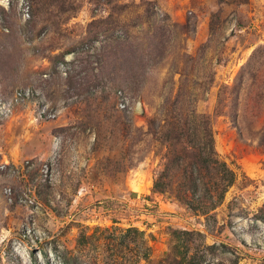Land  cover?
I'll return each mask as SVG.
<instances>
[{
  "label": "rangeland",
  "instance_id": "rangeland-1",
  "mask_svg": "<svg viewBox=\"0 0 264 264\" xmlns=\"http://www.w3.org/2000/svg\"><path fill=\"white\" fill-rule=\"evenodd\" d=\"M263 132L264 0H0V264H264Z\"/></svg>",
  "mask_w": 264,
  "mask_h": 264
},
{
  "label": "trees",
  "instance_id": "trees-1",
  "mask_svg": "<svg viewBox=\"0 0 264 264\" xmlns=\"http://www.w3.org/2000/svg\"><path fill=\"white\" fill-rule=\"evenodd\" d=\"M23 97H25L27 94L22 93ZM264 133V132H263ZM182 136H188V138H192L193 141V146H195V150H193L194 155H192V158H195V161H193V163L191 164V166L193 167V170H197L199 172H208V173H215L220 177L222 183L221 185L224 187L229 186L233 181V173L231 172V170L227 167V165L222 161H219V159L217 158L218 156V152L215 148L214 145V139H213V132H212V128H211V120L209 119L208 115H204L202 116L201 120L199 121H195V126L193 125L192 120L190 122H186L183 126L181 127H177L175 130V135L174 139L180 140ZM196 140L198 141V143H196ZM261 145H264V137L262 138V134H261V138L259 140ZM176 162H179V159L176 158ZM232 173V179L230 178L229 180V175L231 176ZM160 178H162V176L160 175ZM216 185H218V183H215ZM159 185V183L157 182V186ZM191 186L193 189L198 188L197 183L193 182L191 183ZM223 188V187H222ZM217 190H219V188H217ZM223 190L225 191V189L223 188ZM161 192H164L163 190H160ZM172 194L177 195V198L182 201V197L179 196L178 193H174L172 192ZM223 196V194H222ZM198 200L202 203L205 204L207 202V204L211 203L208 202L207 197L205 198L203 197H199ZM210 200L213 201V197L210 198ZM207 207V205H205V208ZM191 208L194 209H200V207H197V205H193L191 206ZM204 208V210H206Z\"/></svg>",
  "mask_w": 264,
  "mask_h": 264
},
{
  "label": "built area",
  "instance_id": "built-area-1",
  "mask_svg": "<svg viewBox=\"0 0 264 264\" xmlns=\"http://www.w3.org/2000/svg\"><path fill=\"white\" fill-rule=\"evenodd\" d=\"M126 99L123 97L122 101H121V105L123 108H126V103H125ZM123 102V103H122Z\"/></svg>",
  "mask_w": 264,
  "mask_h": 264
}]
</instances>
